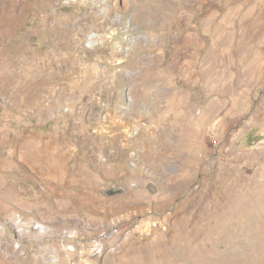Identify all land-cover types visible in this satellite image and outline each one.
Listing matches in <instances>:
<instances>
[{
	"label": "rangeland",
	"instance_id": "374dc122",
	"mask_svg": "<svg viewBox=\"0 0 264 264\" xmlns=\"http://www.w3.org/2000/svg\"><path fill=\"white\" fill-rule=\"evenodd\" d=\"M231 11L264 0H0V264H264V17L231 44Z\"/></svg>",
	"mask_w": 264,
	"mask_h": 264
},
{
	"label": "crops",
	"instance_id": "0c3cea01",
	"mask_svg": "<svg viewBox=\"0 0 264 264\" xmlns=\"http://www.w3.org/2000/svg\"><path fill=\"white\" fill-rule=\"evenodd\" d=\"M221 15H207L206 18L203 19V21L207 20V18L210 20L211 17L215 18V17H220ZM226 18H224V21H227L229 20L230 21V24L227 25V28L226 29H223V25H222V21L223 20H220V23L217 25V27L215 28V30L213 31V33L216 35V37H218L217 39H222L223 37L225 36H229L231 34V39H230V42L231 44H237L241 41L240 39V33L245 32L244 28L243 27H246V22L249 21V20H253L254 17L258 18V17H264V15H261V14H250V13H243V14H239L238 12L236 11H231L230 13L226 14L225 15ZM217 20V19H215ZM257 20V19H255ZM241 21H245L242 24H240ZM206 27L204 28L203 33L207 32L206 35L209 36L211 34H208V33H211V25L209 24H206L205 25ZM241 27V28H240ZM196 30L197 32H199L198 29H191L190 31H194ZM230 33V34H229ZM242 38V37H241ZM192 40H195V39H192ZM204 41H202V39L199 38V43H202ZM216 43L219 44L220 41L219 40H216ZM226 47V46H224ZM223 48V46L220 47V49ZM220 54H224V51H221ZM194 59V57L192 56V60ZM262 69L260 70V72L253 77L252 80H248L246 81L248 84H254L255 85V88L254 90H251L250 88H248V90H245L244 93H243V98L240 99L242 101L245 102L244 106H246V111L248 112H255L254 115H264V110H262V107H259V106H262V105H258L257 102L255 103V105L253 106L252 104V99L255 98V101H257L258 99H260L261 97L257 98L256 96L259 94L262 96L263 94V90H264V81L262 80L261 76H262ZM252 81V82H251ZM216 105L219 106V107H222L221 109V113L218 115L219 119L217 120V123L215 124L214 127H212L208 121L210 120L209 118H213L214 117V114H215V108H213L212 110L210 109H204L203 112H201L202 114L200 115L201 118L198 119L197 121V124L195 125V127L193 126L191 129L186 127L187 126V123H185V126L183 124H181L182 126V130L184 133L188 134L189 132L191 133H194L192 137H189V141L191 143H194L198 152L200 153L199 149H198V144H197V135L200 131L201 128H206V129H212V130H216L220 136L222 135L220 132L224 131L227 129L228 126H226V123H227V116L229 115V111H230V108H231V105L227 106L226 107V104L224 102V100H217L215 101ZM212 104V106L215 105ZM220 109V108H219ZM249 129H253L255 127V125L253 124L252 125V122L250 121V124H249ZM242 129L244 131H247L246 130V127L245 125L242 126ZM258 131H263V127H258ZM248 132V131H247ZM183 136V135H182ZM188 136H185V139L187 138ZM211 153L210 152L208 154V157L210 156L211 157ZM201 155V154H200ZM201 158L203 159V157L201 156ZM158 181V180H157ZM161 186V184H160ZM161 191H162V186H161Z\"/></svg>",
	"mask_w": 264,
	"mask_h": 264
},
{
	"label": "water",
	"instance_id": "95a60500",
	"mask_svg": "<svg viewBox=\"0 0 264 264\" xmlns=\"http://www.w3.org/2000/svg\"><path fill=\"white\" fill-rule=\"evenodd\" d=\"M145 188L152 195H156L161 192L160 183L153 177L146 181Z\"/></svg>",
	"mask_w": 264,
	"mask_h": 264
},
{
	"label": "bare ground",
	"instance_id": "6f19581e",
	"mask_svg": "<svg viewBox=\"0 0 264 264\" xmlns=\"http://www.w3.org/2000/svg\"><path fill=\"white\" fill-rule=\"evenodd\" d=\"M97 33H92L90 36V41L88 42V45L93 46L98 43V39H96ZM44 227V226H42Z\"/></svg>",
	"mask_w": 264,
	"mask_h": 264
}]
</instances>
